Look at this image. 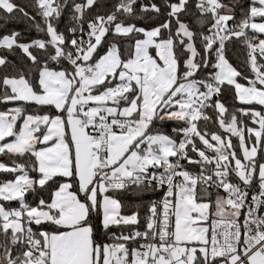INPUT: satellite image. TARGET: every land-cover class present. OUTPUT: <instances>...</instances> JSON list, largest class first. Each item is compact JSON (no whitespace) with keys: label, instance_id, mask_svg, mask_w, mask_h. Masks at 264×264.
<instances>
[{"label":"snow or ice","instance_id":"snow-or-ice-1","mask_svg":"<svg viewBox=\"0 0 264 264\" xmlns=\"http://www.w3.org/2000/svg\"><path fill=\"white\" fill-rule=\"evenodd\" d=\"M0 20V264H264V0Z\"/></svg>","mask_w":264,"mask_h":264},{"label":"trees","instance_id":"trees-1","mask_svg":"<svg viewBox=\"0 0 264 264\" xmlns=\"http://www.w3.org/2000/svg\"><path fill=\"white\" fill-rule=\"evenodd\" d=\"M17 2L23 4L25 0H17ZM2 27H4V21L0 20V28ZM7 27L10 29L21 31L22 34H25V35H29V34L32 36L36 35L34 30L29 32L27 25L22 21H9L7 24Z\"/></svg>","mask_w":264,"mask_h":264}]
</instances>
